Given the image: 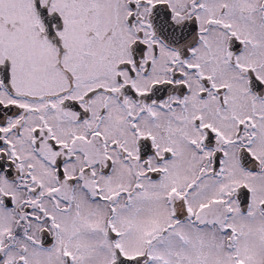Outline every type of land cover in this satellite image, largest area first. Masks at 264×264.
Segmentation results:
<instances>
[{
    "label": "snow or ice",
    "instance_id": "6c2138e0",
    "mask_svg": "<svg viewBox=\"0 0 264 264\" xmlns=\"http://www.w3.org/2000/svg\"><path fill=\"white\" fill-rule=\"evenodd\" d=\"M0 264H264V0H0Z\"/></svg>",
    "mask_w": 264,
    "mask_h": 264
}]
</instances>
